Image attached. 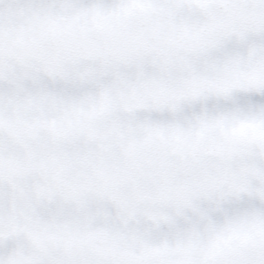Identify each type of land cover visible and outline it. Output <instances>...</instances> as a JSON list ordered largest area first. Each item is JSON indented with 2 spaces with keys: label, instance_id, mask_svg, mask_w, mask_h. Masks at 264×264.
I'll use <instances>...</instances> for the list:
<instances>
[{
  "label": "snow or ice",
  "instance_id": "obj_1",
  "mask_svg": "<svg viewBox=\"0 0 264 264\" xmlns=\"http://www.w3.org/2000/svg\"><path fill=\"white\" fill-rule=\"evenodd\" d=\"M0 264H264V0H0Z\"/></svg>",
  "mask_w": 264,
  "mask_h": 264
}]
</instances>
